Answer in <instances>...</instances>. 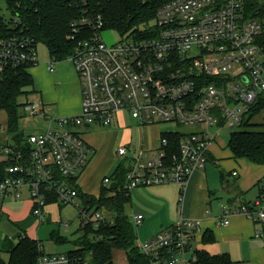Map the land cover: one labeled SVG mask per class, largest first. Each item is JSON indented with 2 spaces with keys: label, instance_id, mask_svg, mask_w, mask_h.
Instances as JSON below:
<instances>
[{
  "label": "built area",
  "instance_id": "2783aa9c",
  "mask_svg": "<svg viewBox=\"0 0 264 264\" xmlns=\"http://www.w3.org/2000/svg\"><path fill=\"white\" fill-rule=\"evenodd\" d=\"M161 1L152 20L123 35L106 29L101 11L86 8L72 22L75 51L69 60L80 79L82 111L49 118L45 130L26 138L28 156L14 144L3 147L8 166L0 181V214L7 197L19 200L27 190L33 214L42 221L50 195L59 204L76 206L83 226L98 227L105 220L104 209L90 211L80 202L78 179L93 152L77 131L81 127L108 128L126 113L143 126L171 123L193 129L162 135L151 155L141 151L131 157L126 175L129 191L176 184L182 194L191 175L209 162L220 132L245 127L258 96L264 95V2ZM12 24L17 32L0 38V82L10 71L29 72L39 64L36 40L18 19ZM107 30L120 40L108 45L102 37ZM57 64L51 60L49 70L55 71ZM26 102L22 111L27 117H46L41 101ZM169 133L182 136L172 142ZM172 147L176 153L170 152ZM127 154V146L118 149L120 157ZM110 184L106 177L103 186ZM235 212L264 223V178L258 197ZM231 214L225 211L223 226L230 224ZM142 219L134 216L136 224ZM201 230V220L182 217L149 242H139L138 249L151 264H200L192 242ZM256 236L264 233L258 230ZM37 264L89 263L68 253L43 252Z\"/></svg>",
  "mask_w": 264,
  "mask_h": 264
},
{
  "label": "crops",
  "instance_id": "0c3cea01",
  "mask_svg": "<svg viewBox=\"0 0 264 264\" xmlns=\"http://www.w3.org/2000/svg\"><path fill=\"white\" fill-rule=\"evenodd\" d=\"M29 73L34 79V93L30 98H34L32 101H41L48 116H74L81 113V84L71 60L58 63L53 72L49 70V61L41 60ZM20 114L26 117L23 111ZM163 126L162 123L143 126L124 113L116 118L111 127L79 128L77 131L83 134L93 148L89 162L78 179L80 191L88 196L99 197L103 180L108 177L112 184L123 162L128 163L129 167L130 159L136 153L143 151L151 155L158 147L161 136L175 131ZM220 135L211 147L210 161L204 169L191 175L183 194L176 184L141 187L130 191L131 200L126 205V212L132 223L137 225V246L139 242H149L156 234L184 217L202 221V230L192 242L193 252L198 257V253H203L213 258H229L231 264H264V237L256 236L258 230L263 232L264 223H255L235 212L243 203L252 202L258 197V184L264 178V165L254 164L247 159H235L231 151V156L216 153ZM10 144H14V141L7 133L6 120L4 125L0 123V163L6 159L3 147ZM122 146L128 147V154L120 157L118 149ZM119 160L122 162L115 165ZM235 172L236 175L233 174ZM54 199L53 196L48 197L44 221L33 214V202L27 190L19 200L12 197L4 200L0 214V255L6 264L10 252L23 236L44 243L41 246L46 254L71 251L60 249L73 245L72 242L82 233L78 211L76 217L64 220L61 207L66 205ZM228 209L232 211L230 224L223 226L220 221ZM57 213L60 215L59 222L53 218ZM135 215L143 216L138 224L134 221ZM105 216L110 217L111 213L105 211ZM49 221L52 225L46 226L45 223ZM63 229L66 230L62 234ZM53 234L68 242L61 244L55 241L52 239ZM49 242L57 247L54 252L45 248ZM115 252L119 253L117 262L129 264L125 251L119 249L113 250L114 264H117L114 260Z\"/></svg>",
  "mask_w": 264,
  "mask_h": 264
},
{
  "label": "trees",
  "instance_id": "16d2710c",
  "mask_svg": "<svg viewBox=\"0 0 264 264\" xmlns=\"http://www.w3.org/2000/svg\"><path fill=\"white\" fill-rule=\"evenodd\" d=\"M12 18L5 21L0 15V38L14 35L17 29L12 22L20 21V26L33 37L37 44H43L49 51L51 60L58 63L67 61L75 51V43L70 39L71 24L87 9L103 12L107 26L120 34L133 30L138 31L141 26L154 18L161 0H4ZM257 9L252 10L256 12ZM34 93V79L24 70L10 71L4 81L0 82V111L7 116V133L14 141V145L23 148L28 156L30 145L26 143V135L20 130L21 118L19 99ZM246 129L233 131L228 148L235 159H247L257 165H264V95H259L251 109ZM179 135L169 133L167 137L174 142ZM11 145V144H10ZM170 152L176 153V147ZM210 161V158H209ZM8 163H0V181L6 178L5 169ZM128 163L123 162L117 169L113 182L115 189L103 186L99 197L88 196L79 190L82 203L90 211L106 209L111 213L98 227L82 225V235L73 241L75 249L68 254L81 258L89 264H114L113 250L125 251L129 264H151L137 246V228L126 212V205L131 200L130 191L126 189V175ZM261 188L262 181L258 184ZM51 197L53 195H50ZM49 196V197H50ZM53 198H55L53 196ZM56 200V198L54 199ZM264 233V229H263ZM52 239L65 244L66 239L53 234ZM39 242L23 236L16 247L10 252L7 264H37L43 254ZM199 254L200 264H231L226 257L213 258L207 254ZM0 264H6L0 255Z\"/></svg>",
  "mask_w": 264,
  "mask_h": 264
},
{
  "label": "rangeland",
  "instance_id": "374dc122",
  "mask_svg": "<svg viewBox=\"0 0 264 264\" xmlns=\"http://www.w3.org/2000/svg\"><path fill=\"white\" fill-rule=\"evenodd\" d=\"M260 3H263L264 0H258ZM0 13L1 15L4 17L5 21H9L11 18H12V15L10 13V11L8 10L7 8V5H6V2L4 0H0ZM153 23V21H152ZM102 37L104 39V41L108 44V45H113L115 44L116 42H118L120 40V36L116 33V32H113L111 30H107L105 31L103 34H102ZM38 59H39V62L41 60H45V61H49L51 62V59L49 57V51L48 49L46 48L45 45L43 44H39L38 45ZM32 94H30L29 96L25 95V96H22L20 99H19V104H21V109H20V112L22 111V108H24V104L25 102L27 101H31L33 100L34 98H30ZM29 97V99H28ZM26 102V103H27ZM23 112H24V116H26V113L23 109ZM52 117V116H48L47 113H46V117L45 118H41V117H24L23 116L20 118L19 120V126H20V130L22 132L25 133V135L27 136L26 138H28L29 136L31 135H34V133H40L42 132L43 129H46L48 126H49V118ZM6 114L5 112L1 111L0 112V123L2 125H4L6 123ZM28 118V119H27ZM40 118V119H38ZM164 126V128L168 129V128H171L172 130H181V131H186V132H189V131H193V129L191 130H188V129H183L182 127L178 128L176 127L175 125L171 124V123H162ZM238 130H254V129H246V128H240ZM236 131V130H234ZM222 134L220 135V140H219V143L218 145L216 146L217 148V152L218 154L220 155H226V156H231V153H230V150L228 148V143H229V140H230V136H231V133H232V130L230 129H224L222 132ZM120 162H122L121 160H119V162H115V165L116 163L119 164ZM64 212L62 213V218L64 220H68V217H72V216H75L77 215V207L74 206V205H67V206H62L61 207ZM53 218H56V221L59 222L60 221V215L57 213L56 215L53 216ZM59 219V220H58ZM45 225H52V223L49 221L47 223H45ZM137 226V225H136ZM66 229H63L61 231V233L63 234L65 232ZM82 233H79V236H81ZM78 236V237H79ZM2 236H1V241H2ZM42 244V243H41ZM42 246H44V243L42 244ZM45 248L48 250V251H55L57 249V247L52 244V243H46L45 244ZM69 249H74V246L73 245H67L65 246L64 248H61L60 250L61 251H68ZM119 256V253L118 252H115L114 253V260H116V263L117 264H121V262H117V258Z\"/></svg>",
  "mask_w": 264,
  "mask_h": 264
},
{
  "label": "water",
  "instance_id": "95a60500",
  "mask_svg": "<svg viewBox=\"0 0 264 264\" xmlns=\"http://www.w3.org/2000/svg\"><path fill=\"white\" fill-rule=\"evenodd\" d=\"M116 187H117V183L116 182H114V183L111 184V188L112 189H115Z\"/></svg>",
  "mask_w": 264,
  "mask_h": 264
}]
</instances>
